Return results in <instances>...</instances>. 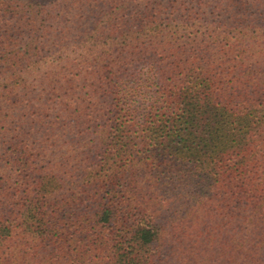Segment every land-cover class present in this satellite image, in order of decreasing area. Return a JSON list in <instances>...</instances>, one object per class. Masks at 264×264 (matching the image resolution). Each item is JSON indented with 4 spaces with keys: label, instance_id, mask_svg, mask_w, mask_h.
Instances as JSON below:
<instances>
[{
    "label": "trees",
    "instance_id": "obj_1",
    "mask_svg": "<svg viewBox=\"0 0 264 264\" xmlns=\"http://www.w3.org/2000/svg\"><path fill=\"white\" fill-rule=\"evenodd\" d=\"M264 0H0V264H264Z\"/></svg>",
    "mask_w": 264,
    "mask_h": 264
},
{
    "label": "rangeland",
    "instance_id": "obj_2",
    "mask_svg": "<svg viewBox=\"0 0 264 264\" xmlns=\"http://www.w3.org/2000/svg\"><path fill=\"white\" fill-rule=\"evenodd\" d=\"M187 2H192V0H187ZM256 8H259V12H264V8L263 7H255L253 8L251 11L253 12L254 10H257Z\"/></svg>",
    "mask_w": 264,
    "mask_h": 264
}]
</instances>
